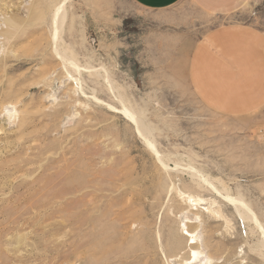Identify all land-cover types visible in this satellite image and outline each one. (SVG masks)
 I'll return each mask as SVG.
<instances>
[{"label": "rangeland", "instance_id": "rangeland-1", "mask_svg": "<svg viewBox=\"0 0 264 264\" xmlns=\"http://www.w3.org/2000/svg\"><path fill=\"white\" fill-rule=\"evenodd\" d=\"M200 19L189 0H0V264H264V105L197 97Z\"/></svg>", "mask_w": 264, "mask_h": 264}, {"label": "crops", "instance_id": "crops-1", "mask_svg": "<svg viewBox=\"0 0 264 264\" xmlns=\"http://www.w3.org/2000/svg\"><path fill=\"white\" fill-rule=\"evenodd\" d=\"M131 1L152 11L180 2ZM189 1L202 18L194 24L199 36L191 44L187 64L192 89L206 107L223 115L256 112L264 105V15L255 16L258 25L235 17L248 8H264V0Z\"/></svg>", "mask_w": 264, "mask_h": 264}, {"label": "bare ground", "instance_id": "bare-ground-1", "mask_svg": "<svg viewBox=\"0 0 264 264\" xmlns=\"http://www.w3.org/2000/svg\"><path fill=\"white\" fill-rule=\"evenodd\" d=\"M52 21H53V25H54V27H55V29H57L58 28V25L59 24H61V22H62V20H63V17H64V13H63V11H62V8L61 7H59V8H56L55 10H54V12H53V14H52ZM63 24V23H62ZM54 37V36H53ZM60 52V51H59ZM76 80V79H75ZM120 99V98H119ZM120 103V102H119ZM122 103V102H121ZM123 104V103H122ZM107 107V106H106ZM108 108L111 110V111H114L113 110V107H110V106H108ZM126 110V109H125ZM125 110H122V111H119V113L120 114H122V115H124L125 116V118L127 119V121L129 122V123H131L132 125H136V123H137V120L134 118V116L133 115H129L128 113H127V111H125ZM116 112H118V111H116ZM142 128V127H141ZM136 129V128H135ZM138 130V129H137ZM139 131V130H138ZM141 132V131H140ZM148 144V146H150L151 147V145H150V143H147ZM146 144V145H147ZM191 245H193L194 244V242H191L190 243ZM193 252V255H192V257H189V259L187 260V262L185 263V264H201L200 262H201V258H202V256H201V254H200V252L198 251H192Z\"/></svg>", "mask_w": 264, "mask_h": 264}]
</instances>
